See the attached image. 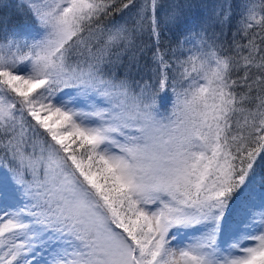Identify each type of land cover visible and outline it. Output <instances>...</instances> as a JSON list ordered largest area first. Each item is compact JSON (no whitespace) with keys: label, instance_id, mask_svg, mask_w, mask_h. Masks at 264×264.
<instances>
[{"label":"snow or ice","instance_id":"6c2138e0","mask_svg":"<svg viewBox=\"0 0 264 264\" xmlns=\"http://www.w3.org/2000/svg\"><path fill=\"white\" fill-rule=\"evenodd\" d=\"M117 2L0 17V264H264V0L227 47L207 22L170 39L159 0L104 24Z\"/></svg>","mask_w":264,"mask_h":264},{"label":"trees","instance_id":"16d2710c","mask_svg":"<svg viewBox=\"0 0 264 264\" xmlns=\"http://www.w3.org/2000/svg\"><path fill=\"white\" fill-rule=\"evenodd\" d=\"M5 1L8 0H4V2ZM126 2L127 0H118L117 8H119L122 5V3H126ZM144 2L145 0H135V3L137 5L136 8L125 9L123 13L117 11L115 15L106 18L103 21V23L110 24V22L115 21L119 24H124L127 27H131L132 24L139 19L136 13L139 10V6L143 5ZM204 3H205L204 0H159L160 7L158 8V14L160 16H163L165 13L170 12L171 5L179 4L183 6L181 24L178 29L173 30V34L170 37V39L175 40V38L180 36L181 33L186 32L188 30L198 31L200 27L197 26L198 23L202 22L204 20V17L206 18L207 16V12L204 10ZM207 4H208V9L211 4L212 7H214L216 13L219 12L221 16H223L224 12L229 10V6H230V18L227 19L223 23V25H221L218 22L217 16L214 17L212 15H208L207 16L208 19L205 21L207 22L209 33H214V32L224 33V35L221 36V40L226 41V47L228 44H231L233 39V34L235 33L243 17L247 15V10L245 8V5L249 6L250 4V7L252 5H255L257 10V19L260 18V0H216V1L207 0ZM4 10L8 11L7 8ZM23 14H24L23 12L21 14H17V13L13 14L14 20L21 19L23 17ZM145 23H147V21H145ZM195 28H197V30ZM253 31H256V29H253ZM237 39L239 40L240 37L238 36ZM164 43L167 44V40H165ZM136 44L137 45L151 44V40L149 39L148 34L144 33L143 36L139 37L136 41ZM121 50H122L121 48L114 49L113 57H115L118 53H120ZM128 55H131V52H129L127 55L123 57L125 64L127 63ZM167 58L169 59L171 58V53H169V56ZM145 63H147L149 66L151 65V53H148L146 56L141 58V64H145ZM118 71L122 74V69H118ZM169 106H170V102H169Z\"/></svg>","mask_w":264,"mask_h":264},{"label":"rangeland","instance_id":"374dc122","mask_svg":"<svg viewBox=\"0 0 264 264\" xmlns=\"http://www.w3.org/2000/svg\"><path fill=\"white\" fill-rule=\"evenodd\" d=\"M214 1H216V0H214ZM19 2H20V0L5 1V3H9V5H10L7 8L9 12L6 10H3L2 12H0V17H3L6 21H8L7 27L9 30L12 29L13 27L19 28L20 26H22L24 24H31L33 26L35 25V22H34L32 16L28 14L26 8L23 10L18 9ZM39 2H40V0H37V3H39ZM204 2H205L204 3V10L207 12V16L212 15L215 17L216 11H215L214 7H212V5L210 4V7L208 9L207 0H204ZM249 7H250V4H249ZM22 12L24 13L23 17L21 19L14 20L13 14H15V13L21 14ZM207 16H206V18L204 17V20L202 22L198 23L197 26L201 27V25L204 24V22L208 19ZM200 27H199V29H200ZM195 29L197 30V28H195ZM199 29H198V31H199ZM208 34H209V36H211L213 33H209V31H208ZM8 210L11 211V209H8ZM181 239H183V237H181ZM16 242L19 243L21 241L17 240ZM249 243H252V242H249ZM26 259L29 261H32V264H44V261L48 259V256L46 253H36V254L27 255Z\"/></svg>","mask_w":264,"mask_h":264}]
</instances>
